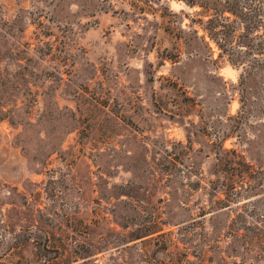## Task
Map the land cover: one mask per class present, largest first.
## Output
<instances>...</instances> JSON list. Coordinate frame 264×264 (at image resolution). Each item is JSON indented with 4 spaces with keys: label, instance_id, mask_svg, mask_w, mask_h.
Listing matches in <instances>:
<instances>
[{
    "label": "rangeland",
    "instance_id": "374dc122",
    "mask_svg": "<svg viewBox=\"0 0 264 264\" xmlns=\"http://www.w3.org/2000/svg\"><path fill=\"white\" fill-rule=\"evenodd\" d=\"M127 1L0 0V264H264L263 57Z\"/></svg>",
    "mask_w": 264,
    "mask_h": 264
},
{
    "label": "trees",
    "instance_id": "16d2710c",
    "mask_svg": "<svg viewBox=\"0 0 264 264\" xmlns=\"http://www.w3.org/2000/svg\"><path fill=\"white\" fill-rule=\"evenodd\" d=\"M127 1V0H124ZM191 6L200 5L207 9L214 10V18L208 21L205 27L216 44H222L219 39L220 34L228 37L233 34V44H238V64H248L244 71L247 75L256 73L255 64L245 62V59L256 54L263 57L261 66L264 67V3L258 0H184ZM128 2V1H127ZM143 2L149 7L153 0H131L134 10L145 12L146 6L139 4ZM224 4L219 6V4ZM222 7V8H221ZM133 10V11H134ZM233 13V23L227 22L224 16L225 11ZM198 34V30H195ZM241 216V214L239 215ZM235 238L243 237L251 246V251L260 257L264 250V226L261 224L246 225L240 221H233L230 225Z\"/></svg>",
    "mask_w": 264,
    "mask_h": 264
}]
</instances>
